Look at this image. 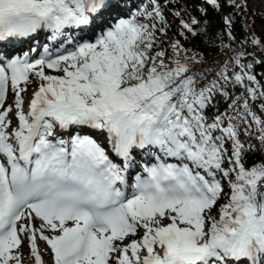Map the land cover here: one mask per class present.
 Masks as SVG:
<instances>
[{
  "label": "snow or ice",
  "instance_id": "snow-or-ice-1",
  "mask_svg": "<svg viewBox=\"0 0 264 264\" xmlns=\"http://www.w3.org/2000/svg\"><path fill=\"white\" fill-rule=\"evenodd\" d=\"M164 33L160 0H0V264H264V42L208 80Z\"/></svg>",
  "mask_w": 264,
  "mask_h": 264
},
{
  "label": "trees",
  "instance_id": "trees-1",
  "mask_svg": "<svg viewBox=\"0 0 264 264\" xmlns=\"http://www.w3.org/2000/svg\"><path fill=\"white\" fill-rule=\"evenodd\" d=\"M160 3L166 21V33L158 34L162 41L159 47L166 50L171 56V45L179 40L184 50L181 53V59L185 56L195 57L194 61H190L193 72L198 76L206 75L208 80L213 79L225 63L230 71H239L238 68L234 69L233 57L241 50L252 51L253 45L245 42L247 38L256 37L264 42V13L246 7L243 0H236V3L241 6L239 9L226 5L222 12H215L209 8L206 15L200 11L201 8L206 7L204 0H160ZM177 13L179 15H176ZM227 15H231L235 21L233 25L235 40L223 35L225 29L222 16ZM193 18L199 21V27L195 28L198 35H192L183 30L181 25V21L190 22ZM254 59H264V53L257 50L255 56L246 57L244 62L250 63ZM252 71L261 84H264V63L254 64ZM205 82L201 80V83ZM227 87L234 98L241 97L244 92L240 86L228 85ZM229 103L231 100H220L217 105L218 111L231 112V109L228 108ZM254 110L261 119H264V113L260 111L258 103ZM236 123L240 124V121L237 120ZM240 127L243 129L245 126L240 124ZM259 135V128L255 124H252L247 132L242 130L240 133V139L244 143L245 149L247 150L251 145V150L248 151L246 157V166L248 167L264 163V145L260 143ZM222 203H224L223 199L219 201V204ZM217 211L218 206L213 210V215Z\"/></svg>",
  "mask_w": 264,
  "mask_h": 264
},
{
  "label": "rangeland",
  "instance_id": "rangeland-1",
  "mask_svg": "<svg viewBox=\"0 0 264 264\" xmlns=\"http://www.w3.org/2000/svg\"><path fill=\"white\" fill-rule=\"evenodd\" d=\"M243 1H244V5L246 7L252 8L255 11H259V12L264 13V0H243ZM46 72H48L49 74H56V73L51 72V70H46ZM34 87H35V85L29 86L28 91L23 94L25 96L26 101L30 97L32 91L34 90ZM11 103H13V95H12L11 91H9V94L7 96V99H6V104H11ZM15 124H16V121L13 120V125L15 126ZM101 139H102V137H101ZM38 244H39L40 248H41V245H42V247L44 246L43 241H38ZM24 252H25V259H27V256H28L27 246H25ZM49 260H50V256L48 255L46 257V261H49Z\"/></svg>",
  "mask_w": 264,
  "mask_h": 264
},
{
  "label": "bare ground",
  "instance_id": "bare-ground-1",
  "mask_svg": "<svg viewBox=\"0 0 264 264\" xmlns=\"http://www.w3.org/2000/svg\"><path fill=\"white\" fill-rule=\"evenodd\" d=\"M45 247V245L42 247V245H41V249H43ZM46 254V256H48L49 254H47V253H45Z\"/></svg>",
  "mask_w": 264,
  "mask_h": 264
}]
</instances>
